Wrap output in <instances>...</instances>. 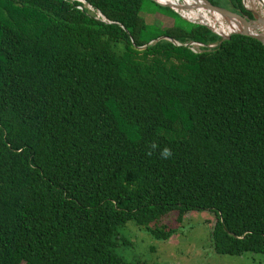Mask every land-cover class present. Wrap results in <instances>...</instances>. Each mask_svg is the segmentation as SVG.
Returning a JSON list of instances; mask_svg holds the SVG:
<instances>
[{"label":"trees","instance_id":"16d2710c","mask_svg":"<svg viewBox=\"0 0 264 264\" xmlns=\"http://www.w3.org/2000/svg\"><path fill=\"white\" fill-rule=\"evenodd\" d=\"M83 1L106 22L0 0V264H137L118 228L165 241L161 218L200 211L215 254L264 256V46L148 0ZM144 3L172 25L153 33Z\"/></svg>","mask_w":264,"mask_h":264},{"label":"rangeland","instance_id":"374dc122","mask_svg":"<svg viewBox=\"0 0 264 264\" xmlns=\"http://www.w3.org/2000/svg\"><path fill=\"white\" fill-rule=\"evenodd\" d=\"M165 1L174 3L176 0ZM242 4L243 7L261 12L254 0H243ZM183 14L190 18L196 17L192 10L184 11ZM262 14L264 16V12ZM139 16L146 25L153 27V33L166 29L174 21L170 14L153 9L148 3H144ZM214 219V214L207 211L188 212L177 223L176 213L171 212L157 223L174 230L165 241L154 240L142 227L127 222L117 229V236L125 245L117 247L115 252L125 262L137 264H264L263 255L244 253L235 257L215 254L209 237Z\"/></svg>","mask_w":264,"mask_h":264},{"label":"water","instance_id":"95a60500","mask_svg":"<svg viewBox=\"0 0 264 264\" xmlns=\"http://www.w3.org/2000/svg\"><path fill=\"white\" fill-rule=\"evenodd\" d=\"M148 1L172 10L173 12L177 13L181 19L186 21L187 19L183 17L180 12L189 10H202L211 15H216L226 26L230 28V32H228L226 35L220 33V41H226L231 35L238 34L254 39L264 46V16L255 10L243 7L249 14L248 17L238 12H231L227 9L213 6L207 0H188L189 3H184L183 0H176L174 3L162 2L160 0ZM241 2L243 3V0ZM154 41L149 42L147 45H151Z\"/></svg>","mask_w":264,"mask_h":264},{"label":"built area","instance_id":"2783aa9c","mask_svg":"<svg viewBox=\"0 0 264 264\" xmlns=\"http://www.w3.org/2000/svg\"><path fill=\"white\" fill-rule=\"evenodd\" d=\"M64 1L78 2V3H80V6H76L77 9L81 10L82 8H84L87 11H89L91 14H93L94 19L99 20L101 22H106L104 20V18L97 11H94L83 0H64ZM192 11H200V12L204 13L205 15H207L211 19L212 22L210 20H206L204 18H195V19L186 18L187 21H189L190 23L199 24V25H203L205 27H208V29L211 30L212 33L215 34L216 36H218L219 38H220V36H219L220 33L223 35L224 34L226 35L228 33V31H226V25L216 15H211L205 11H202V10H192ZM182 13L183 12H180L181 15H182ZM214 18L216 21L218 20L223 27H225L223 30H220L218 25H216V22L213 21ZM184 45L187 46L193 53H197V52H201L203 49H207V50L212 49L213 47H215L216 44H209V45L204 46L200 43L189 42V43H185Z\"/></svg>","mask_w":264,"mask_h":264},{"label":"bare ground","instance_id":"6f19581e","mask_svg":"<svg viewBox=\"0 0 264 264\" xmlns=\"http://www.w3.org/2000/svg\"><path fill=\"white\" fill-rule=\"evenodd\" d=\"M184 1H186V3H189V1L188 0H184ZM249 2H251V0H248ZM255 1V3L258 5V7H260V8H262V10H263V12H264V0H260V1H257V0H254ZM253 10V9H252ZM255 10V9H254ZM195 14H196V17H194L193 19H195V18H204V19H206V20H210L211 21V19L207 16V15H205L204 13H202V12H200V11H193ZM200 20V19H199ZM203 20V19H202ZM213 21L214 22H216V25H218V27H219V29L220 30H223L225 27H223L221 24H220V22L217 20H215V18L213 19ZM212 22V21H211ZM226 31H228V32H230V28L228 27V26H226Z\"/></svg>","mask_w":264,"mask_h":264},{"label":"clouds","instance_id":"9594fccd","mask_svg":"<svg viewBox=\"0 0 264 264\" xmlns=\"http://www.w3.org/2000/svg\"><path fill=\"white\" fill-rule=\"evenodd\" d=\"M170 154H171V153H170V150L167 149V148L163 149L162 152H161V155H162V157H164V158L169 157Z\"/></svg>","mask_w":264,"mask_h":264},{"label":"crops","instance_id":"0c3cea01","mask_svg":"<svg viewBox=\"0 0 264 264\" xmlns=\"http://www.w3.org/2000/svg\"><path fill=\"white\" fill-rule=\"evenodd\" d=\"M164 1H165V0H164ZM165 2H166V1H165ZM182 15L185 16V17H187V18H190L189 15H186V14H183V13H182ZM192 19H193V18H192Z\"/></svg>","mask_w":264,"mask_h":264}]
</instances>
